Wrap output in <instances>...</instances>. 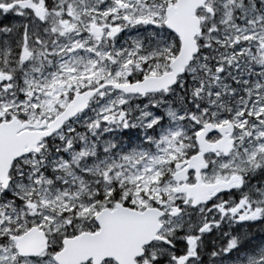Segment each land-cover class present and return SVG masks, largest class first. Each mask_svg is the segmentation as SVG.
Returning <instances> with one entry per match:
<instances>
[{
	"label": "snow or ice",
	"instance_id": "snow-or-ice-1",
	"mask_svg": "<svg viewBox=\"0 0 264 264\" xmlns=\"http://www.w3.org/2000/svg\"><path fill=\"white\" fill-rule=\"evenodd\" d=\"M0 264H264V0H0Z\"/></svg>",
	"mask_w": 264,
	"mask_h": 264
}]
</instances>
